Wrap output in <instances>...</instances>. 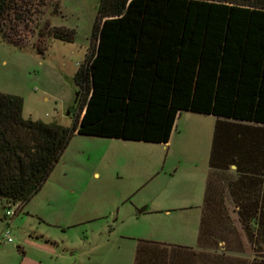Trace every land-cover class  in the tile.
<instances>
[{"label":"rangeland","instance_id":"obj_1","mask_svg":"<svg viewBox=\"0 0 264 264\" xmlns=\"http://www.w3.org/2000/svg\"><path fill=\"white\" fill-rule=\"evenodd\" d=\"M29 5L33 23L21 26L20 39L0 32V92L23 98L25 118L72 128L81 115L75 76L95 44L101 0ZM205 10L195 8L202 19ZM58 27L74 30L73 41L49 35ZM161 113L163 142L76 133L28 203L17 210L0 199V264H134L141 241L199 248L217 117L190 110L175 121ZM223 177L211 178L220 205L210 223L216 236L210 249H198L197 264H259L264 243L256 246V227L240 218ZM9 208L17 212L7 216Z\"/></svg>","mask_w":264,"mask_h":264},{"label":"trees","instance_id":"obj_2","mask_svg":"<svg viewBox=\"0 0 264 264\" xmlns=\"http://www.w3.org/2000/svg\"><path fill=\"white\" fill-rule=\"evenodd\" d=\"M16 3L0 0L1 33ZM200 3L206 6L204 19L195 12ZM48 31L63 41L74 39V30L65 27ZM198 39L200 57L189 107L217 117L199 248L210 249V237L216 236L210 223L220 205L210 182L218 175L231 181L229 198L240 218L247 216L256 227L253 235L257 231L256 246L261 247L264 0H101L95 44L75 76L81 115L72 128L25 118L23 98L0 92V199L28 203L42 190L76 133L163 142L167 118L161 112L176 120L172 104L182 48ZM199 248L141 241L134 264H197L202 260Z\"/></svg>","mask_w":264,"mask_h":264},{"label":"crops","instance_id":"obj_3","mask_svg":"<svg viewBox=\"0 0 264 264\" xmlns=\"http://www.w3.org/2000/svg\"><path fill=\"white\" fill-rule=\"evenodd\" d=\"M200 41L201 40L198 39L196 44H191L190 42V44L186 47H183L181 51L175 97L172 104V107L176 110V118L178 115H182L183 112L191 110L189 106L191 103L194 83L198 71ZM184 99H186L187 105H183L184 103L182 104L181 101Z\"/></svg>","mask_w":264,"mask_h":264},{"label":"built area","instance_id":"obj_4","mask_svg":"<svg viewBox=\"0 0 264 264\" xmlns=\"http://www.w3.org/2000/svg\"><path fill=\"white\" fill-rule=\"evenodd\" d=\"M23 1V0H22ZM24 3V1L22 2ZM18 1L14 6H17V9L12 12V10L9 12V14L6 16L4 20V25H3V32H5L6 37L8 39L13 37H18L19 39L22 36V30L21 26L26 25V24H32L33 20L30 13L31 8L33 7L32 5H29V3L22 4L18 7ZM6 27V28H5ZM25 203L19 202L17 204H10L11 208L14 206V208L21 209L24 206ZM9 208L7 211V216H12L14 215L17 211H14L13 209ZM6 237H8V241L11 242L12 238L9 237V232H5Z\"/></svg>","mask_w":264,"mask_h":264},{"label":"water","instance_id":"obj_5","mask_svg":"<svg viewBox=\"0 0 264 264\" xmlns=\"http://www.w3.org/2000/svg\"><path fill=\"white\" fill-rule=\"evenodd\" d=\"M146 210H148V207L143 208L140 212L142 213L145 212Z\"/></svg>","mask_w":264,"mask_h":264}]
</instances>
